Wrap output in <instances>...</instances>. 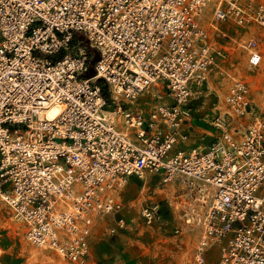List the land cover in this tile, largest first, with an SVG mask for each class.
<instances>
[{
  "label": "built area",
  "instance_id": "1",
  "mask_svg": "<svg viewBox=\"0 0 264 264\" xmlns=\"http://www.w3.org/2000/svg\"><path fill=\"white\" fill-rule=\"evenodd\" d=\"M208 7L212 30L200 20ZM259 28L264 0H0V198L30 243L82 263L95 217L119 214L124 226L118 189L134 175L145 187L151 173L191 184L198 264H264V117L219 44L231 40L258 67ZM74 32L99 53L92 76L90 51L63 52ZM212 72L231 84L210 122L217 134L202 143L190 99ZM153 86L170 100L135 103ZM159 210L151 200L141 213L153 224Z\"/></svg>",
  "mask_w": 264,
  "mask_h": 264
},
{
  "label": "rangeland",
  "instance_id": "2",
  "mask_svg": "<svg viewBox=\"0 0 264 264\" xmlns=\"http://www.w3.org/2000/svg\"><path fill=\"white\" fill-rule=\"evenodd\" d=\"M212 18L211 8L205 9L200 20L209 25ZM234 35H242L243 30L231 23H223ZM264 36V29H257ZM264 44V40L260 41ZM219 44L227 45L232 51L227 67L235 75L249 81L255 112L264 117V61L258 67L248 65V54L231 40L222 38ZM90 51L89 66L83 73L88 77L95 70L98 51L86 40V36L74 32L64 53ZM95 72V71H94ZM108 93V85L99 80ZM231 78L225 73L212 72L208 79L196 89L190 99V105L198 127L202 143L209 141L217 132L210 124L215 115L219 99L227 92ZM165 88L153 86L135 99L145 109L160 101H168ZM246 122V119H242ZM144 179L131 176L128 182L118 189L125 217L124 226L117 224L119 214H106L95 217L89 253L80 264H198L196 252L202 227L198 225L197 214L201 206L188 181L176 177L164 182L159 174H147ZM195 188V186H194ZM156 200L159 202V217L153 224H148L142 216L143 205ZM187 213V215H185ZM192 217L187 223L186 218ZM115 228V230H113ZM26 226L18 219L10 206L0 198V264H78L56 250L36 247L26 236ZM177 230H179L177 232ZM218 245L210 248V254L217 253Z\"/></svg>",
  "mask_w": 264,
  "mask_h": 264
},
{
  "label": "bare ground",
  "instance_id": "3",
  "mask_svg": "<svg viewBox=\"0 0 264 264\" xmlns=\"http://www.w3.org/2000/svg\"><path fill=\"white\" fill-rule=\"evenodd\" d=\"M59 111H60L59 108L57 106H55V105L54 106H51V107H49L47 109V113H48V116L49 117L56 116L59 113ZM199 184H200V189L202 191L207 190V191H210L211 192V187L209 185L204 184V183H199Z\"/></svg>",
  "mask_w": 264,
  "mask_h": 264
},
{
  "label": "trees",
  "instance_id": "4",
  "mask_svg": "<svg viewBox=\"0 0 264 264\" xmlns=\"http://www.w3.org/2000/svg\"><path fill=\"white\" fill-rule=\"evenodd\" d=\"M97 58H98V57H97ZM94 71H95V70H93V72H90L88 76H92V75H94V73H95Z\"/></svg>",
  "mask_w": 264,
  "mask_h": 264
}]
</instances>
